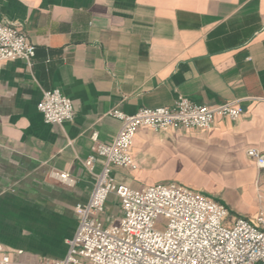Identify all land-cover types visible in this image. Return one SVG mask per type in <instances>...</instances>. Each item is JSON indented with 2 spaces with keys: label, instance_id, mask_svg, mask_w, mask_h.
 <instances>
[{
  "label": "crops",
  "instance_id": "crops-1",
  "mask_svg": "<svg viewBox=\"0 0 264 264\" xmlns=\"http://www.w3.org/2000/svg\"><path fill=\"white\" fill-rule=\"evenodd\" d=\"M0 21L35 45L29 65L0 61V243L10 264L66 254L74 206L88 200L100 169L83 164L90 134L108 143L120 126L110 111L170 106L178 95L243 113L216 116L209 130L140 127L130 148L136 168L113 167L115 180L179 182L225 204L229 222L264 210V168L246 155L264 153V0H0ZM53 88L70 98L71 121L46 123L37 110ZM120 216L108 194L98 219Z\"/></svg>",
  "mask_w": 264,
  "mask_h": 264
},
{
  "label": "built area",
  "instance_id": "built-area-1",
  "mask_svg": "<svg viewBox=\"0 0 264 264\" xmlns=\"http://www.w3.org/2000/svg\"><path fill=\"white\" fill-rule=\"evenodd\" d=\"M32 44L14 22L0 21V61L20 59L31 63ZM46 123L63 124L74 117L70 98L61 89L43 90L36 105ZM243 113L231 102L208 105L178 95L170 106L142 107L133 114L119 109L110 115L120 121L112 141L98 139L92 131L90 153L83 160L92 172V191L86 202L74 206L77 226L67 240L66 254L53 264H264V210L254 219L236 217L228 221L225 204L179 182H158L140 188L119 183L113 167L135 169L130 154L140 127L209 130L216 116L235 120ZM246 155L264 168V153L254 147ZM49 176L71 186L67 172L51 170ZM108 194L119 200L121 216L116 224L104 225L98 216L105 210ZM164 217L162 228L156 226ZM0 264H10L8 251L0 243Z\"/></svg>",
  "mask_w": 264,
  "mask_h": 264
},
{
  "label": "rangeland",
  "instance_id": "rangeland-1",
  "mask_svg": "<svg viewBox=\"0 0 264 264\" xmlns=\"http://www.w3.org/2000/svg\"><path fill=\"white\" fill-rule=\"evenodd\" d=\"M243 199H244L245 201H249V200L246 199V198H243ZM239 201H240V200H239ZM239 201H238V203H239ZM164 222H165L164 217H159V218L157 219V221H156V226H157L158 228H162Z\"/></svg>",
  "mask_w": 264,
  "mask_h": 264
}]
</instances>
